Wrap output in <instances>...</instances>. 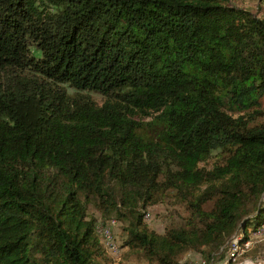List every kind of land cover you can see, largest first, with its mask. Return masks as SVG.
<instances>
[{"label": "trees", "instance_id": "trees-1", "mask_svg": "<svg viewBox=\"0 0 264 264\" xmlns=\"http://www.w3.org/2000/svg\"><path fill=\"white\" fill-rule=\"evenodd\" d=\"M263 117L264 17L229 0H0V264H109L100 224L211 262L264 226Z\"/></svg>", "mask_w": 264, "mask_h": 264}, {"label": "rangeland", "instance_id": "rangeland-1", "mask_svg": "<svg viewBox=\"0 0 264 264\" xmlns=\"http://www.w3.org/2000/svg\"><path fill=\"white\" fill-rule=\"evenodd\" d=\"M229 2L231 5L249 9L264 17V0H229ZM94 97L101 100V97L97 94H94ZM261 120L264 121V117ZM216 157L217 152H214L210 162H213ZM148 211L150 215L149 213L145 215L148 220L146 222H148L151 229L157 232H163L169 223H177L182 217L186 216L182 206L174 203V199L167 203L156 204L150 207ZM97 215L100 217L98 212ZM112 223L115 222L113 221ZM98 232L104 240L106 249L112 254V256L110 255L109 264H147V262L140 259L137 253L123 246L121 226L115 227L116 233L114 234L111 225L100 224L98 225ZM241 236L242 233L237 231L227 244L215 253L214 258L209 263L200 254L193 251H188L184 255L182 262L184 264H264V226L258 231H251L250 238L243 243H240ZM110 237L118 246L116 252L108 245ZM232 246L234 248L233 253H236L234 256H232Z\"/></svg>", "mask_w": 264, "mask_h": 264}, {"label": "bare ground", "instance_id": "bare-ground-1", "mask_svg": "<svg viewBox=\"0 0 264 264\" xmlns=\"http://www.w3.org/2000/svg\"><path fill=\"white\" fill-rule=\"evenodd\" d=\"M106 229V228H105ZM111 232V231H110ZM104 233V232H103ZM104 236V235H103ZM105 237V236H104ZM111 238L112 237H110L109 238V243H108V245H109V247L113 250V251H117V249H118V246H117V244L113 241V240H111ZM114 238V237H113ZM242 245V244H241ZM234 246V245H233ZM239 247V246H238ZM234 249V248H233ZM110 250V249H109Z\"/></svg>", "mask_w": 264, "mask_h": 264}, {"label": "built area", "instance_id": "built-area-1", "mask_svg": "<svg viewBox=\"0 0 264 264\" xmlns=\"http://www.w3.org/2000/svg\"><path fill=\"white\" fill-rule=\"evenodd\" d=\"M105 232H106V231H105ZM231 250H232V256H234L236 253H233V246H232Z\"/></svg>", "mask_w": 264, "mask_h": 264}]
</instances>
